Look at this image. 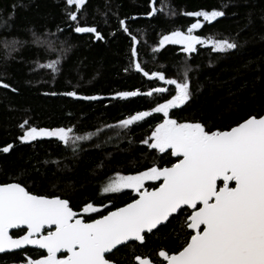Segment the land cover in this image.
Segmentation results:
<instances>
[{"label": "trees", "instance_id": "16d2710c", "mask_svg": "<svg viewBox=\"0 0 264 264\" xmlns=\"http://www.w3.org/2000/svg\"><path fill=\"white\" fill-rule=\"evenodd\" d=\"M151 7L152 0H86L78 21L72 22L67 13L76 9L65 0H0V82L9 85L0 86V148L13 145L8 153L0 151V183L20 182L34 194L68 199L76 211L87 202L114 210L136 198L130 190L102 192L116 173L134 175L154 164L176 162L142 142L161 122L162 114L127 128L119 125L129 115L171 98L165 93L111 99L121 91L146 93L166 86L138 72L133 60L149 73L164 72L166 78L182 80L187 75L191 98L171 113L179 122L227 130L250 115H264V0H155L158 11L148 16ZM199 10H219L224 15L204 22L194 34L233 42V51L216 52L206 45L186 54L178 44L153 51L162 35L186 32L196 18L184 13ZM120 20L137 37L135 58L131 35L123 31ZM76 23L96 27L104 39L75 33ZM52 61H59L58 72L38 68ZM69 91L100 99L65 95ZM25 120L34 127H72V135L90 138L67 146L55 138L22 142L19 137L25 129L20 125ZM114 128L119 132L108 136ZM183 223L180 215L148 234L144 244L130 243L109 258L116 264H137L139 255L159 264L157 253L177 250L191 232ZM17 234L22 232L13 233ZM38 253L45 254L27 249L0 255V264H22L28 257L38 258Z\"/></svg>", "mask_w": 264, "mask_h": 264}, {"label": "snow or ice", "instance_id": "6c2138e0", "mask_svg": "<svg viewBox=\"0 0 264 264\" xmlns=\"http://www.w3.org/2000/svg\"><path fill=\"white\" fill-rule=\"evenodd\" d=\"M65 2L76 9L67 13L68 19L77 22V13L86 0ZM157 11L152 0L147 15L153 16ZM184 14L197 19L186 32L175 30L162 35L153 51H159L166 44H178L183 46L184 53L195 52L198 44L206 43L194 35L204 26L199 18L211 23L224 12L199 10ZM119 23L129 33L125 21ZM73 30L104 39L94 26L76 23ZM33 36L39 41L36 33ZM208 42L214 51L236 48L235 43L226 39ZM137 43V37L131 35L132 58L138 55ZM58 62L53 61L46 67L58 71ZM133 62L135 69L148 79L174 88L161 86L146 93L139 90L115 93L113 98L120 99L165 93L171 97L149 110L129 115L119 125L127 128L154 114H162L161 122L155 124L151 135L142 142L150 149L175 157L176 162L170 166L154 164L134 175L116 173L102 187V192L120 193L130 189L136 198L114 210H107L108 205L103 203L87 202L76 211L68 199L34 194L20 182L0 183V252L22 250L31 245L46 254L38 253L35 259L28 257L22 264H114L108 254L118 246L130 241L143 244L148 234L158 232L172 219L184 215L182 227L191 232L177 250L161 249L157 253L159 264H264V115H250L227 130H212L201 122H179L171 113L191 98L187 75L182 80L166 78L162 71L149 73L140 63ZM0 86L9 87L2 82ZM65 95L100 99L99 96H78L76 91ZM20 127L25 129L19 137L22 142L48 137L67 146L70 141L90 138L72 135V127H34L28 126L27 120ZM12 148L8 144L0 151L8 153ZM147 182H153L151 189L146 187ZM155 182H159L158 186ZM85 216L89 217L87 222ZM13 229L22 234L13 235L10 231ZM135 260L137 264H156L151 258L139 255Z\"/></svg>", "mask_w": 264, "mask_h": 264}, {"label": "rangeland", "instance_id": "374dc122", "mask_svg": "<svg viewBox=\"0 0 264 264\" xmlns=\"http://www.w3.org/2000/svg\"><path fill=\"white\" fill-rule=\"evenodd\" d=\"M222 17V16H221ZM196 18V17H195ZM220 17H218L217 19H219ZM197 19V18H196ZM199 19H201V21H202V23H204L203 22V18H199ZM216 19V20H217ZM216 20H214V21H216ZM214 21H212V22H214ZM195 35V34H194ZM205 41H206V43L205 44H203V45H200V44H198L196 47H199V46H210L211 48H212V44L210 43V42H208V41H214V40H207V39H204ZM182 46V45H181ZM183 47V46H182ZM213 49V48H212ZM235 49V48H234ZM234 49H229V50H227V51H224V52H230V51H233ZM216 52H219V51H216ZM53 62V61H52ZM49 63H51V62H47V63H43V64H39L38 65V68L39 69H41V70H44V71H47V72H49V73H56V72H58L59 71V68H60V64L58 63L57 64V68H58V71H53L52 69H49V68H47L46 67V65L47 64H49ZM119 132V130L117 129V128H114V129H112V130H110V132H109V134H108V136H112V135H115V134H117ZM39 139V138H38ZM148 183H150V182H147L146 184H148ZM125 190H130V189H125ZM124 191V190H123ZM131 191V190H130Z\"/></svg>", "mask_w": 264, "mask_h": 264}, {"label": "water", "instance_id": "95a60500", "mask_svg": "<svg viewBox=\"0 0 264 264\" xmlns=\"http://www.w3.org/2000/svg\"><path fill=\"white\" fill-rule=\"evenodd\" d=\"M186 54H191V53H186ZM114 96H112L111 97V99H120V98H113ZM130 98H132V97H130ZM130 98H125V99H122V100H127V99H130ZM148 118V117H147ZM43 139H46V140H50V139H52V138H48V137H43ZM155 183H159V182H155ZM167 225V224H166ZM163 227V226H162ZM161 228V227H160ZM190 230V229H189ZM11 231V233L13 234L14 232H18L19 230H16V229H13V230H10ZM191 231V230H190ZM130 243H138V244H140L139 242H134V241H130L128 244H130ZM127 244V245H128ZM144 244V243H143ZM124 246H126V245H124ZM121 247H123V246H118V248L117 249H114L113 250V252H115L116 250H118L119 248H121ZM27 249H31V250H38V249H36L35 248V246H31V245H28V246H25V248L24 249H17V250H6L5 252H0V255H4V254H10V253H16V252H22V251H25V250H27ZM38 251H42V252H44L45 254H46V252L44 251V250H38ZM112 252V253H113ZM58 255H60V254H58ZM109 255V254H108ZM115 264V263H114Z\"/></svg>", "mask_w": 264, "mask_h": 264}, {"label": "flooded vegetation", "instance_id": "af4514ba", "mask_svg": "<svg viewBox=\"0 0 264 264\" xmlns=\"http://www.w3.org/2000/svg\"><path fill=\"white\" fill-rule=\"evenodd\" d=\"M86 222H87V221H86ZM116 251H117V250H116ZM116 251H115V252H116ZM115 252H113V253H115ZM113 253L109 254V255H108V258H109ZM109 259H110V258H109ZM114 263H115V262H114ZM115 264H116V263H115Z\"/></svg>", "mask_w": 264, "mask_h": 264}]
</instances>
